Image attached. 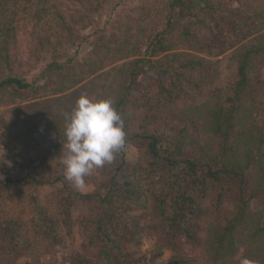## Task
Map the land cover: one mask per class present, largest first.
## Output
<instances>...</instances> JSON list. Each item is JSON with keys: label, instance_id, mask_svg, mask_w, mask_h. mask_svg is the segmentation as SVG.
I'll use <instances>...</instances> for the list:
<instances>
[{"label": "trees", "instance_id": "1", "mask_svg": "<svg viewBox=\"0 0 264 264\" xmlns=\"http://www.w3.org/2000/svg\"><path fill=\"white\" fill-rule=\"evenodd\" d=\"M108 1L0 0V101L15 107L11 122L0 118V142L16 170L3 184L9 200L19 203V208L33 205L35 210V217L26 222L0 206V264H17L29 256V264H47L41 262L43 254L33 252L34 244H61L60 228L67 237L72 234L76 199L87 206L79 222L87 245L70 264H112L110 259L106 263L99 259L109 253L120 257L119 264H145L147 257L135 259L127 251L128 245L142 244L141 228L127 212L147 204L158 211L164 230L152 261L172 251L163 264H239L241 257L264 264V215L251 208L257 197H264V80L256 84L264 68V0H156V15L160 13L165 23L135 26L138 41L130 54L119 58L134 60L118 67L113 53L108 60L97 52L91 53L93 60L68 57L61 62L54 57L37 77L47 82L36 89L15 72L20 38L29 34L41 39V31L59 25L63 44L58 43L68 49L72 37L74 42L81 39L73 18L82 16L81 23L87 14L101 12ZM148 31L146 43L142 37ZM36 44L32 55L41 46L39 40ZM139 48H145V56L135 52ZM230 51L236 80L226 98L203 103L211 81L206 76L207 58ZM96 57L107 60L111 70L103 92L89 96L114 99L124 121L125 145L117 152L118 160L85 177L94 188L85 194L73 192L69 187L73 183L64 176L65 124L55 123L59 112L43 108L49 101L40 102L41 116L48 121L36 138L30 126L38 120H31L28 107L17 103L38 97L49 85L54 95L76 88L101 69ZM147 67L157 75L154 95L140 80ZM159 74L167 75L169 83L164 84ZM29 142L41 173L36 174L29 163L27 173H17ZM128 146L136 147L145 161L127 162ZM50 158L59 159L53 178L44 168ZM42 173L47 180L39 177ZM54 184L63 189L48 205L39 203L36 192L27 193L28 188ZM197 225L202 227L206 258L188 256L177 240H193ZM26 228L32 243L26 239Z\"/></svg>", "mask_w": 264, "mask_h": 264}, {"label": "rangeland", "instance_id": "2", "mask_svg": "<svg viewBox=\"0 0 264 264\" xmlns=\"http://www.w3.org/2000/svg\"><path fill=\"white\" fill-rule=\"evenodd\" d=\"M235 8H238L239 11H242L243 14L247 13V10L243 9L240 5H234ZM159 9L156 7V0H110L106 2L103 6L101 12L89 13V17H86L83 22H78L79 19H82V16L78 15L77 18H73L74 27L76 28V36L80 37V41H75L74 38L67 43L70 48L66 49L65 47L60 46L59 42L63 39L62 34L60 33L58 27L59 25H54L49 31H41V39L35 38L31 35H24L18 40L16 45L18 58L17 65L15 67V72L21 77L25 78L32 84L33 89L38 88L39 86L44 85L47 81L42 79H37V77L43 72L44 68L49 65L55 58L58 57L61 62L66 60L68 57H72L75 61L81 59H90L92 52H97L101 55L103 59H107L114 54V62L116 65L122 66L125 63L134 60V58H119L130 54L129 50H132V44L137 42V32L135 26L137 24L142 25L143 27L149 26V24H154L155 22H163L165 20L161 18V14L156 12ZM71 13L67 12V16ZM77 20V21H76ZM77 22V23H75ZM162 22V23H163ZM58 26V27H57ZM150 31L146 37L142 39L147 43L150 38ZM75 36V37H76ZM126 38V41L124 40ZM40 41L41 46L39 51L31 54L33 51V46L37 45L36 42ZM30 40L33 42L30 44ZM59 42V43H58ZM250 42V40L245 41V43ZM141 45V44H140ZM59 52V55L56 52ZM136 53H141L140 55L145 56V48L137 49ZM63 53V54H62ZM232 52H227L218 58L208 57L207 58V69L206 76L211 77V81L208 84V88L204 91L206 98L203 103H211L214 101H209V99L221 96L222 99L228 95L229 88L232 83L236 80V64L231 60ZM30 59L31 62H28ZM107 60H100L98 57L94 58V62L98 65H102L101 69L97 71L94 75L85 79L82 84L78 85L76 88L58 95H54L52 86L49 85L46 91L41 92L40 95L34 99L20 101L17 105H24L28 107V112L30 114L31 120L36 119L38 122L30 126V131L35 134L36 138H40V131L38 129L42 128V123L47 122L48 119L41 116V109L43 108H55V112H59L58 117L55 120V123L66 124L65 114L70 113L77 98L81 93L87 92L89 95H95L96 92L101 94L103 91L101 88L104 82H106V74L111 70V67H108ZM34 66L33 70L29 69L30 66ZM5 72L3 71L2 75ZM115 78H119L120 74L116 70ZM157 75L156 72L149 67L143 70L141 75V82L148 86L151 93L154 95L157 92ZM55 79H58L62 82L61 78L56 74ZM159 79L164 84L169 83V77L165 74H159ZM257 83L261 84L264 80V68L260 74L256 76ZM216 93H219L216 95ZM98 94V95H99ZM210 96V97H209ZM2 96H0L1 98ZM54 98V99H52ZM264 100V92L261 97ZM49 101L45 107H41L40 102ZM54 100V101H52ZM15 107L12 105L7 106L5 102L0 101V118L7 122L12 121L13 111ZM12 115V116H11ZM18 120H21L20 118ZM17 120V121H18ZM14 121V123H17ZM29 124V123H28ZM26 133H29L27 131ZM32 142L28 143L25 146V149L28 151V155L25 159H22L23 167L18 168L17 173H27L28 163L31 167L34 166L35 173H41L42 170L38 169L34 163L36 158L35 148H32ZM0 145H3L0 142ZM4 147V145H3ZM5 149V148H4ZM127 155L126 159L129 163H142L144 160L142 153L134 146H128L126 149ZM119 154L116 153L114 160H118ZM4 160L6 162H0V206L4 207V211H7L12 216L20 217L22 220L29 222L35 217L34 206H26L19 208V203L16 201L9 200V192L5 189L3 182L8 176H11V173L16 171L14 169L13 161L5 151ZM59 159L50 158V160L44 165L46 174L53 178V172L58 164ZM43 180L48 178L42 173L39 176ZM90 181H87L83 188H78L74 184L69 185L70 189L73 192H82L85 194H91L94 191V188L89 185ZM63 189L61 184L54 185H44L38 188H28L27 193L36 192L39 197V203L42 205H48L49 203L54 202L57 199L59 191ZM13 202V203H12ZM252 210L254 212H261L264 215V197H257L252 202ZM87 206L84 205L81 201L76 199L74 209L72 211V234L66 236L63 229L58 230V236L60 238L61 244L57 246H52L51 244H34L33 252L36 255H42L41 262L47 264H70L71 261L75 258L77 254H82L84 248L87 245V237L79 229V222L86 213ZM128 215L134 217V222L139 228H141V246H136L134 244L127 246V251L133 255L135 259H140L141 257H147V262L145 264H163L172 255V251H165L164 255L157 259L156 261L151 260L153 253L157 252V247L160 242L161 234L164 233V230L161 227L160 219L158 216V211L155 210L152 206L147 204L145 208H133L127 212ZM26 239L28 242L32 243V233L29 228L24 230ZM140 236V237H141ZM193 240L177 239L181 245V248L185 251L188 256L192 257H208L206 256L205 247L203 245V231L200 225H197L193 230ZM245 248L241 246V253L244 252ZM33 253V256H35ZM204 255V256H203ZM100 261L106 263L109 259L112 261V264H119L120 257L109 253L104 254L99 257ZM32 260V257H26L20 260L17 264H29Z\"/></svg>", "mask_w": 264, "mask_h": 264}, {"label": "clouds", "instance_id": "3", "mask_svg": "<svg viewBox=\"0 0 264 264\" xmlns=\"http://www.w3.org/2000/svg\"><path fill=\"white\" fill-rule=\"evenodd\" d=\"M65 121L64 176L76 187L83 188L85 177L112 163L124 147V121L114 99L89 96L87 92L77 98L71 112L65 114ZM4 156L5 149L0 145V162H6ZM239 264L254 262L241 257Z\"/></svg>", "mask_w": 264, "mask_h": 264}]
</instances>
